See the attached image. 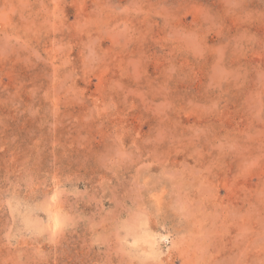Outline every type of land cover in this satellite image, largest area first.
<instances>
[{
	"label": "rangeland",
	"instance_id": "1",
	"mask_svg": "<svg viewBox=\"0 0 264 264\" xmlns=\"http://www.w3.org/2000/svg\"><path fill=\"white\" fill-rule=\"evenodd\" d=\"M0 264H264V0H0Z\"/></svg>",
	"mask_w": 264,
	"mask_h": 264
}]
</instances>
